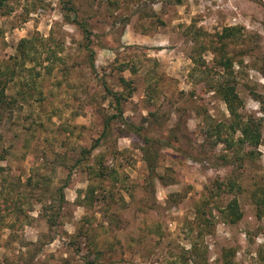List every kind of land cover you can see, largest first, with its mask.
<instances>
[{"label":"rangeland","instance_id":"rangeland-1","mask_svg":"<svg viewBox=\"0 0 264 264\" xmlns=\"http://www.w3.org/2000/svg\"><path fill=\"white\" fill-rule=\"evenodd\" d=\"M1 1L0 264H264V122L247 158L215 88L224 55L239 112L264 119V0ZM226 27L240 34L224 45ZM23 38L40 52L9 76ZM134 127L169 144L155 177Z\"/></svg>","mask_w":264,"mask_h":264},{"label":"trees","instance_id":"trees-1","mask_svg":"<svg viewBox=\"0 0 264 264\" xmlns=\"http://www.w3.org/2000/svg\"><path fill=\"white\" fill-rule=\"evenodd\" d=\"M2 3H4V1L0 2V8L2 7ZM73 22L82 30L83 37L86 40V45H85L87 48L86 50H88L89 55H90L89 57H90L91 64L92 66H94L95 50L92 47L93 31L90 29L86 21H83L77 17V13H75ZM238 34H240L239 28L226 27L224 28L222 33H218V38L220 39V42H222L225 45L227 40L237 39ZM35 43L37 42L31 39H28V38H23L20 41L17 51L20 53L21 59L19 58V54H18L16 57L18 58V60L15 61L16 65L11 68L9 67L8 69L9 76L15 75L16 72H18L16 71L18 67H22L26 61L32 60V57L36 56L40 52L38 46H36ZM56 58L58 57L56 56ZM193 60L197 64L205 65V61L203 59H197L195 56H193ZM217 63L219 66L224 67L225 69L226 68L228 69L227 74L223 73L222 77H226V76L228 77V76L233 75L231 63L229 62V59L226 56L223 55L220 58H218ZM210 71H212L211 68H208V72ZM203 72L206 73V71H203ZM218 72L219 71H217V73ZM227 77L223 82H218L215 88L218 90L219 94L222 96L223 100L226 102L228 110L232 117V121L230 125L228 126V129H230L231 133H233L234 135L237 132L239 133L238 139L236 141L231 140L229 144L230 145L237 144L240 147V150L247 147L248 150L245 151L244 156H246L247 158L249 157L250 159H254L255 158V148H258L262 141V136H263L262 127H263L264 119L263 117L247 116L246 114H242L241 112H239L238 110L239 97L236 92V86L231 85L232 79L230 77L228 78ZM210 84H213L212 81L210 82ZM3 94H4V90L2 89L0 91V96H2ZM112 94L116 98L117 103L119 105L118 107L119 115L123 117V110L121 107V104H122L121 97L118 95V93L112 92ZM115 116L116 115H113L112 118H114ZM222 125L223 124L221 125L218 124L217 127H215L214 129L212 128L210 131H208L210 136L217 135V140L215 141L216 143H219L222 141H228L227 137H223L222 135L224 131L222 130ZM109 127H110V121H107V123L105 124L104 131H103V135H102L103 137L106 136V134H108L107 132H108ZM134 130L137 131L143 139L144 147L142 150L144 154V159L148 165V169L151 173V176L155 177L156 168H157V159L159 158V150L161 149L162 146H165V145L169 146V144L163 143L162 140L155 139L151 137L150 135L143 133L141 128L134 127ZM100 145H101V139H97V141L91 146V148L82 149L83 156L82 158L76 161V164H80L83 161V159L91 155L93 151L97 149ZM226 156L227 155H224V158L228 161ZM240 159H243V157H241ZM68 183H69V179L65 183V186H68ZM225 186L226 184L222 181L217 183L216 186L211 185L209 196H213L215 194V190L218 195L219 193H221L222 190L224 191L227 188H228L227 190H229L231 193L235 192L236 188L238 187L236 180L229 181V183H227L228 187H225ZM61 194H63L62 198H64V193L62 192ZM262 198H264V195ZM204 201L205 202L202 203V205L207 204L209 202V199L205 198ZM221 212L227 218L226 220H228L231 223H237L238 221L241 220L243 216V213L240 210V205H239L237 198L232 199L226 205V207L222 209ZM203 216H205V211L202 210L201 207H199L198 217L202 218ZM205 220L207 221V224L211 222L210 219H205Z\"/></svg>","mask_w":264,"mask_h":264}]
</instances>
